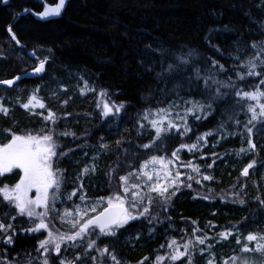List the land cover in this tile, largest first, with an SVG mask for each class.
<instances>
[{"label": "trees", "instance_id": "obj_1", "mask_svg": "<svg viewBox=\"0 0 264 264\" xmlns=\"http://www.w3.org/2000/svg\"><path fill=\"white\" fill-rule=\"evenodd\" d=\"M58 4L59 0H0V81L20 78L10 88L0 85V108L7 109L0 111V149L14 135L53 136L56 151L66 153L52 157L53 167L59 169L64 189L76 193V205L83 196L89 209L95 207L90 215L99 211L97 202L112 187L122 189L121 176L140 172L153 157L171 159L173 152L180 153L174 162L181 164V173L178 185L165 193L170 198L154 194L155 203L149 204L145 195L129 211L138 215L148 207L149 213L129 221L115 236H101L94 228L75 241H60L59 253L51 245L48 252L38 250L45 233L27 231L36 221L19 215L0 196V223L12 225L0 232V264H42L45 258L49 264H94L93 256L97 264H113L99 256L97 249L104 247L121 264H185L184 259L156 261L172 251L166 247L172 240L182 251L191 241L194 264H206L207 252L215 264H223L231 257L223 256L224 248L237 238L240 247L264 243L245 239L249 234L264 235V126L259 121L251 136L255 150L247 143V127H252L247 105L264 101L237 103L231 91L213 101L206 116L190 114L188 108L180 112L179 119L173 118L179 132L171 128L155 139L151 126L152 115L164 114L159 110H169L178 101L206 104L216 94L215 86L205 88L203 78L210 75L244 91L260 84L264 67H257L258 76H238L248 71L241 65L253 56L257 65L264 61V0H65L59 15L41 18L46 8ZM41 61L44 68L35 73ZM33 95L44 104L42 111L22 107ZM104 101L124 107L104 117ZM49 113L54 121L45 119ZM197 115L202 118L197 120ZM192 144L197 147L181 148ZM189 162L199 173L186 166ZM250 163L253 167L242 175ZM86 167L89 172L81 176ZM18 175L12 170L0 176V188L14 187L21 180ZM36 192L30 187L24 196ZM54 215L56 227L69 234ZM193 229L199 231L194 235ZM221 233L231 235L223 239ZM8 235L11 244L4 242ZM197 236L207 237L204 245L196 243ZM93 239L96 246L89 250ZM201 249L207 250L201 254ZM232 254L260 258L258 253Z\"/></svg>", "mask_w": 264, "mask_h": 264}, {"label": "snow or ice", "instance_id": "obj_2", "mask_svg": "<svg viewBox=\"0 0 264 264\" xmlns=\"http://www.w3.org/2000/svg\"><path fill=\"white\" fill-rule=\"evenodd\" d=\"M6 2V0H5ZM65 0H59V4L55 8H46L44 12L40 13L41 18H47L50 15H59L61 8L64 6ZM13 39H15V36H13ZM206 39H209L206 37ZM255 47V45H254ZM256 56H253L252 60L248 61L246 65H241V67H247L248 71L243 74L239 75V80H245L247 76H258L260 73L256 71L257 67H264V61L260 62V65H257L255 63ZM186 63V61H183ZM216 63V62H214ZM171 67V65L169 66ZM44 68V62L41 61L40 66L36 69H34L35 73H40ZM220 70L223 71V65H220ZM199 69L196 70V79H201L199 75ZM19 79V78H17ZM205 81V88L211 89L213 86L216 87V94L210 95L208 98L207 103H202L200 101H189L188 103L192 104V107H190L187 111L191 114L194 111L195 112H205V116L207 115L206 108L210 109L212 107V102L222 98L223 96H227L231 94V91L235 92V96L238 98L237 103L240 101H264V88L260 87V85H264V79L260 81V84L257 85L253 90L251 91H244L240 90V87L235 83H224L221 81H217L214 76L210 75L208 77L203 78ZM0 83L12 85L13 81H0ZM221 88H227L230 91L221 93ZM81 94H84V90H81ZM106 95V93L104 94ZM35 102V104L33 103ZM39 106L40 108L44 107L43 103H40L37 100V97L33 95L27 103L22 104V107L25 109H28L30 106ZM98 107H100L98 105ZM124 107L123 104H115V103H104L103 109H102V115L104 117H108L110 115H115L121 112L122 108ZM257 107L259 108V112H257ZM0 111H3L7 113L6 108H0ZM161 113H164L165 109L159 110ZM247 111L251 113V117L248 120V125H252V127H247V133L249 136V139L247 141L249 148L252 150H255V144L253 143L251 136L253 134L254 128L256 127V123L258 122L261 124V126H264V102L259 103L258 105L254 104H248L247 105ZM148 118V114L145 113L144 119ZM202 117L197 115L196 119L199 120ZM46 120H53L54 121V114L49 113L48 116L45 117ZM160 123V121L152 120L151 124L155 131V139H159L162 135V133L168 131V129L176 128V130L179 132L180 129L177 125L169 123L166 127L162 128L157 126ZM239 123V121H237ZM184 133L181 132V135ZM63 135H75L74 133H63ZM209 135L206 133L204 136L198 137V140H204L205 136ZM103 146V145H102ZM58 145L55 143L53 136L51 135H43L41 137L28 135L27 137H21L14 135L12 137V140L9 144L5 145L4 148L0 149V176H3L7 173H11L13 169L20 168L24 172V176L21 178L20 182H18L14 187L10 188L8 185H4L2 188H0V196H2L4 201H7L11 203L16 209L19 215H27L30 219H33L35 221L36 219H39L38 223H35V226L33 228L28 229L27 231L30 232H38L40 230H46L48 229L49 225L45 222L44 217L49 215L48 211L45 212H39L37 213L35 209L32 207V205H35L37 207H47L48 201H49V192L48 189L52 188L54 189L52 193V199L55 200L57 198L56 196V190L60 187V177L58 176L59 169H55L53 167V160L52 157L57 155H66V153H58L56 151V148ZM145 148L150 147V145H144ZM197 147L196 144L192 145H181V148H192L195 149ZM241 152L247 151V149L241 148ZM174 157L177 156V152H173L172 154ZM148 163H159L161 166L166 167V163L164 161L163 157H153ZM167 163H171V161H168ZM147 165H142L141 167L144 168ZM188 167H191L194 172L199 173V168L195 165H192L190 162ZM212 165L209 164L208 167H211ZM253 167V164L250 163L244 170L242 175H247L250 168ZM94 171V169H92ZM89 169L86 167L82 170L81 176H83L85 173H88ZM143 175L148 177V180H152L153 177L151 174L144 172ZM180 173L176 174V177L172 179L171 183L175 185L177 183V180L179 179ZM189 180L193 179L191 176L188 177ZM203 179L207 180L210 179L208 176H204ZM120 180L124 182V184H127L128 177L121 176ZM182 183V181H181ZM199 183V181H197ZM30 187H36L38 193H42V195L38 196L35 200H27L24 197V193L27 188ZM139 185L132 184L131 186H123L122 190L126 194V196L130 197V200L128 202V207H124V199L121 198L119 194H117L114 199L118 201V206L121 209V212L116 214L115 216H106L105 214L109 212V209L105 210L104 214H101V216L94 217L92 219H88L85 223L79 226V231H75L73 234H61L57 238L61 241H75L78 237H82V235L88 234L90 230L94 228H99V235L101 236H115L117 234V230L124 227L126 224L129 223L131 220L139 219L140 217L145 216V214L149 213V208L144 207L143 211L139 212L138 215H133L129 209L136 208L138 204H141L144 197L141 196V194L137 191H135L136 188H138ZM188 187H191V184L188 185ZM131 189V190H130ZM150 192H155L157 195L164 197L165 199L170 198V196H165V193L168 192L167 187H161L159 183H156L154 186H151L149 188ZM15 194V195H14ZM71 195H76L75 192H73ZM170 195H175V192L173 191ZM71 196L69 197V199ZM81 200H84L85 197L81 196ZM149 204H154L155 201L151 196L148 197ZM110 206L112 205V201H109ZM79 207V206H77ZM72 213L66 211L65 215H71ZM78 222H74L72 224L73 228L77 227ZM12 228V225H7L0 223V232H7L8 229ZM199 231V229H193V234ZM228 235H231V233H221L220 236L223 239H227ZM48 237L40 242L39 249H43L44 252H48V245L54 244L55 251L59 253L60 251V244L54 243L53 235L51 232L48 233ZM205 239L207 237H196V243L199 245L205 244ZM245 239L248 242H256V241H262L264 240V235H256V234H249L245 237ZM4 242L6 244H11L13 242L12 236L8 235L6 239H4ZM236 243H240V239L237 238ZM177 242L175 240L170 241L167 243L166 247L169 249H172L171 252L167 253V256L165 255H158L156 257V261H165V259L176 262L178 260H185V264H194L193 258L190 255V245L191 241L188 243H185L183 245V251L176 247ZM96 246V240L93 239L88 242L87 249H93ZM165 245H162L164 247ZM211 245H208V248H211ZM207 249H201V254H203L204 251ZM99 256L104 257L107 256L110 258V260L113 262V264H121V262L118 260V258L109 251L108 247H104L102 249H97ZM242 253H258L260 258H256L254 256H232L229 257L227 261H224L223 264H264V243H258L255 244L253 247H249L248 244H244L240 250ZM94 264H97L98 257L93 256L92 257ZM42 264H49V261L47 258H45L42 262ZM61 264H65V261H61ZM206 264H215V261L213 259H208L206 261Z\"/></svg>", "mask_w": 264, "mask_h": 264}, {"label": "rangeland", "instance_id": "obj_3", "mask_svg": "<svg viewBox=\"0 0 264 264\" xmlns=\"http://www.w3.org/2000/svg\"><path fill=\"white\" fill-rule=\"evenodd\" d=\"M16 97H18V99L15 98L16 100L20 99L19 98L20 97L19 92L16 94ZM189 101H191V100H184V101L176 102L169 110H166L164 114H158L156 116L152 115V118H153L152 120L160 121V123L157 125L159 127L167 126L169 123L175 124L177 122V120H175L173 118L179 119L180 112L186 110V108L189 109L190 107H192V104L188 103ZM106 102L107 101H104L102 103V109H103V104ZM33 103L35 104V102H33ZM28 109H34L31 111H36V110L42 111V110H39L42 108H40L38 105L35 107L30 106ZM123 126H124V124L120 125V127H123ZM151 126H152V124H151ZM116 128L120 129L119 126H116ZM179 155H180V153H178L176 157H173L171 159L170 158L164 159V161L167 165L166 167L161 166V164H159V163H156V164L148 163V162L145 163L147 166L142 168L140 172L133 174L131 176H127L128 177L127 184L126 185L124 184V186H131L132 184L139 185V187L136 188L135 191L139 192L141 194V196H143V197H145V195L151 196V195L156 194L155 192L149 191V188L151 186H154L156 183H159L162 188L167 187L168 191H170L171 189H174V187L178 185V181L175 185H173L171 183V181H172V179H174L176 177V174L178 172L181 173L180 168H179L181 166V164L178 162H176V164H175V162H174L175 161L174 159H179V157H180ZM168 161H171V163H167ZM144 172L151 174L153 179L148 180V177L143 175ZM60 181H61L60 187L58 190H56L57 198L55 200L52 199V193H53L54 189H52V188H51V190L49 189V191H48L49 192V201H48L47 207H43V206L37 207L35 205H32V207L35 209V211L37 213L45 212V211L49 212V215L43 218V219H45V222L49 225V227H48V229L41 230V231L45 233L46 238H49L48 233L51 232L53 235L54 243H59L61 241L57 237L62 234V229H63L60 227L59 228L56 227V223H55L54 219L52 218L54 215L53 214L54 212H55V215L58 216V218H59L58 221L62 224L64 222L67 225V226L66 225L65 226L68 227L69 234H73L75 231H79L80 225L85 223L88 219H90L92 216H94L96 213H98L104 207L109 206L110 200L112 201V205H118V201H116L114 199V197L117 194H119L121 196V198L124 199V206L126 208L128 207V202L130 200V197L126 196V194L123 192V190L121 188L112 187V190L108 194V196L103 197V199L101 201L97 202L101 205V208L99 209V211L94 213L93 215H90L92 212H94L95 207H92V209H89V207L87 206L88 203H86L85 200H81V199H79L80 200L79 205H76V202H75V196L76 195H74V196L71 195L74 192V190L66 191L64 189L65 185H64L62 177H60ZM70 196H71V198L69 199ZM24 197L27 200H35V196H33V195H26ZM77 206H79V207H77ZM74 207H75V209L73 210ZM66 211H68L72 214L71 215H65ZM24 216L28 217L27 215H24ZM35 221H36V223H38L39 219H36ZM74 222H78L76 228L72 227V224ZM78 238H80V237H78ZM49 245H51V248L54 249V244H49ZM240 248H241L240 244H237L235 242H231V246L224 248L225 254H223V256H227V254L228 255L231 254V257L236 256L235 254H232V253L233 252H239ZM204 259L206 261L209 259V253L208 252L205 254Z\"/></svg>", "mask_w": 264, "mask_h": 264}, {"label": "water", "instance_id": "obj_4", "mask_svg": "<svg viewBox=\"0 0 264 264\" xmlns=\"http://www.w3.org/2000/svg\"><path fill=\"white\" fill-rule=\"evenodd\" d=\"M55 8V7H54ZM63 9V7L61 8V10ZM54 15H50L48 17H53ZM19 77H16L14 78L12 81H13V84L12 85H8V84H4V83H0L1 86H5L7 88H10L12 87L14 84H16L17 82H19L20 78L17 79ZM125 207V206H124ZM106 209H109V212L106 213L105 215L106 216H115L116 214L120 213L121 212V209L118 205H109V206H106L104 207L103 209H101L98 213H96L94 216H92L90 219L94 218V217H97V216H101V214H104L105 213V210Z\"/></svg>", "mask_w": 264, "mask_h": 264}, {"label": "flooded vegetation", "instance_id": "obj_5", "mask_svg": "<svg viewBox=\"0 0 264 264\" xmlns=\"http://www.w3.org/2000/svg\"><path fill=\"white\" fill-rule=\"evenodd\" d=\"M27 136H28V135H22L21 137H27ZM36 136H37V135H36ZM37 137H41V136H37ZM13 170H16V171L19 172L18 179H21V178L24 176V172H23L22 169H20V168H15V169H13ZM40 195H42V193H38V192H36L35 199H36L38 196H40Z\"/></svg>", "mask_w": 264, "mask_h": 264}]
</instances>
